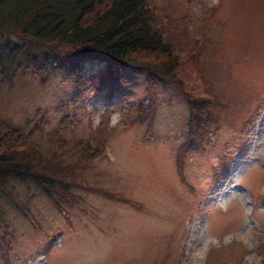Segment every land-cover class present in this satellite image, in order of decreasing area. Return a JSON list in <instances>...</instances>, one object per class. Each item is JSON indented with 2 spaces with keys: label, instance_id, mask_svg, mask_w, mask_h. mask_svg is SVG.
I'll list each match as a JSON object with an SVG mask.
<instances>
[{
  "label": "rangeland",
  "instance_id": "rangeland-1",
  "mask_svg": "<svg viewBox=\"0 0 264 264\" xmlns=\"http://www.w3.org/2000/svg\"><path fill=\"white\" fill-rule=\"evenodd\" d=\"M149 3L177 54L183 90L156 77L151 98L148 72L129 67L103 81L104 62L87 63L75 79L65 69L44 81L0 73V138L21 143L27 135V149L45 157L0 184L13 233L0 264H264V159L255 155L264 136V0ZM85 79L94 89L77 94L72 81ZM204 88L227 104L205 131L190 111ZM198 131L204 146L177 158ZM87 151L94 155L80 175L67 174L64 166L77 169ZM41 172L129 202L77 188L74 204H57L61 187L50 188L51 200L31 180Z\"/></svg>",
  "mask_w": 264,
  "mask_h": 264
},
{
  "label": "trees",
  "instance_id": "trees-1",
  "mask_svg": "<svg viewBox=\"0 0 264 264\" xmlns=\"http://www.w3.org/2000/svg\"><path fill=\"white\" fill-rule=\"evenodd\" d=\"M149 2L150 0H0V73L4 77H14L19 71L44 81L50 79L51 74L57 70L65 69L70 73L71 79H75L83 72L86 63L104 62L105 68L98 74L103 81L117 79L115 70L129 67L148 72L146 89L151 98L154 97L156 77L174 82L183 90V85L174 72L177 54H173L172 43L165 39L156 25L155 8ZM12 34L16 36V41L10 45ZM98 75L96 72L88 76L92 78L91 81H96ZM72 82L77 94L82 87L94 89L86 79ZM187 97L188 100L192 98L188 94ZM198 97L201 98L200 101H190V111L194 113L193 119L198 120L199 128L205 131L204 125L221 114H217L216 110L221 111L227 104L214 88L212 91L204 88V95ZM10 127L5 126L3 130ZM203 137L204 134L198 131V141L181 146L177 158L183 156L185 161L189 151L199 149L200 145L204 146V142L201 143ZM92 153L93 151L81 153L75 170L73 164H66L64 168H68L67 174L80 175L82 163L89 162L94 155ZM39 155L42 159L45 158L37 146L27 149V135L21 143L0 138V184L20 175V170H24L23 163L26 167H32L33 160ZM40 162L41 160L37 161L38 164ZM58 162L62 163L57 159L55 163ZM177 163L180 164V161ZM42 174L41 172L40 175ZM73 178L65 184L54 174L32 177L31 180L51 200L57 195L52 194L50 188L61 187L60 196L64 201L56 200L57 204H74L76 196L78 199L82 197L81 193H76L77 188L90 190L112 200L129 202L126 196L117 191L91 185L82 179L75 181V176ZM8 227L9 223L1 209L0 256L3 258H7L10 240L13 238Z\"/></svg>",
  "mask_w": 264,
  "mask_h": 264
},
{
  "label": "clouds",
  "instance_id": "clouds-1",
  "mask_svg": "<svg viewBox=\"0 0 264 264\" xmlns=\"http://www.w3.org/2000/svg\"><path fill=\"white\" fill-rule=\"evenodd\" d=\"M220 3V0H211V6L218 5ZM103 111V110H101ZM97 123L99 122V116H97ZM120 120V114L119 113H114L111 116V122L112 124H116ZM255 155L256 158L259 159H264V136H261V138L257 141V146L255 149Z\"/></svg>",
  "mask_w": 264,
  "mask_h": 264
}]
</instances>
